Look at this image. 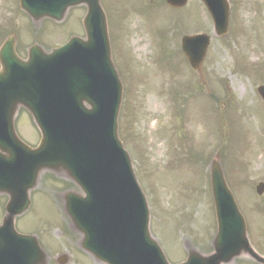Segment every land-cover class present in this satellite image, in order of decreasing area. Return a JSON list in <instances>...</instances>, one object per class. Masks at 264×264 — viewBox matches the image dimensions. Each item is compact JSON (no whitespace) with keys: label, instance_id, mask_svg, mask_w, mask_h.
<instances>
[{"label":"rangeland","instance_id":"rangeland-1","mask_svg":"<svg viewBox=\"0 0 264 264\" xmlns=\"http://www.w3.org/2000/svg\"><path fill=\"white\" fill-rule=\"evenodd\" d=\"M19 0H0V45L17 35L18 53L40 44L51 51L72 35L83 36L85 8L70 10L61 24H34ZM228 34L218 37L200 0L172 9L165 0H102L109 20L114 62L124 83L120 135L147 196L150 231L172 264L185 261L187 248L212 251L216 220L209 166L221 161L236 202L248 224L249 239L264 255V0H229ZM207 34L210 45L202 74L182 52V39ZM21 137L37 145L39 134L21 110ZM75 189L46 173L32 193L33 207L17 223L35 234L48 264H102L80 247L81 236L64 214L62 194ZM0 199V222L3 204ZM232 264H256L243 257Z\"/></svg>","mask_w":264,"mask_h":264},{"label":"water","instance_id":"water-1","mask_svg":"<svg viewBox=\"0 0 264 264\" xmlns=\"http://www.w3.org/2000/svg\"><path fill=\"white\" fill-rule=\"evenodd\" d=\"M188 0H167L181 8ZM215 33H228V0H201ZM86 7L85 38L51 53L40 45L17 53V37L0 49V195L9 197L0 227L2 264H47L37 238L19 234L15 220L31 205L30 193L40 176L50 172L74 183L77 191L63 195L72 228L81 235V247L105 264H170L150 233V210L131 158L119 137L123 84L113 63L108 21L101 0H20V9L35 24L63 22L69 10ZM210 38L183 40L191 66L202 71ZM264 100V87L258 89ZM26 109L41 132L36 148L18 136L15 120ZM217 233L213 251L202 254L187 248L182 264H232L249 258L264 264L252 247L244 216L228 186L221 161L210 165ZM264 194V183L257 187ZM67 259L61 264H66Z\"/></svg>","mask_w":264,"mask_h":264},{"label":"flooded vegetation","instance_id":"flooded-vegetation-1","mask_svg":"<svg viewBox=\"0 0 264 264\" xmlns=\"http://www.w3.org/2000/svg\"><path fill=\"white\" fill-rule=\"evenodd\" d=\"M0 199H2V197H0Z\"/></svg>","mask_w":264,"mask_h":264}]
</instances>
